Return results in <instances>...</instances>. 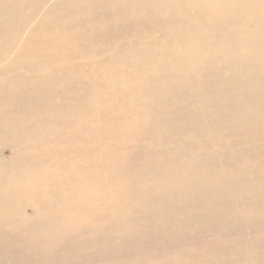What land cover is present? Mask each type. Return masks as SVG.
Returning a JSON list of instances; mask_svg holds the SVG:
<instances>
[{"label":"bare ground","instance_id":"1","mask_svg":"<svg viewBox=\"0 0 264 264\" xmlns=\"http://www.w3.org/2000/svg\"><path fill=\"white\" fill-rule=\"evenodd\" d=\"M0 264H264V0H0Z\"/></svg>","mask_w":264,"mask_h":264},{"label":"rangeland","instance_id":"2","mask_svg":"<svg viewBox=\"0 0 264 264\" xmlns=\"http://www.w3.org/2000/svg\"><path fill=\"white\" fill-rule=\"evenodd\" d=\"M1 152H2L3 155H5V156H8V155H9V154H8V149H7L6 147L2 148ZM24 212H25L26 215H31V213H32V211H31L30 208H26Z\"/></svg>","mask_w":264,"mask_h":264}]
</instances>
